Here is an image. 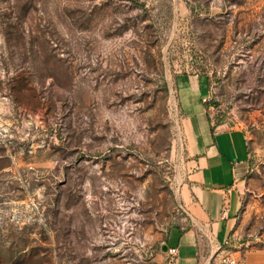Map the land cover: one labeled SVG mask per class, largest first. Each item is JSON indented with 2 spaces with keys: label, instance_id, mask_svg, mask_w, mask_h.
Wrapping results in <instances>:
<instances>
[{
  "label": "rangeland",
  "instance_id": "374dc122",
  "mask_svg": "<svg viewBox=\"0 0 264 264\" xmlns=\"http://www.w3.org/2000/svg\"><path fill=\"white\" fill-rule=\"evenodd\" d=\"M193 82L250 153L211 264H264V0H0V264H170Z\"/></svg>",
  "mask_w": 264,
  "mask_h": 264
},
{
  "label": "crops",
  "instance_id": "0c3cea01",
  "mask_svg": "<svg viewBox=\"0 0 264 264\" xmlns=\"http://www.w3.org/2000/svg\"><path fill=\"white\" fill-rule=\"evenodd\" d=\"M179 93L180 133L187 154L179 187L183 222L171 229L167 246L178 247L175 264H211L213 248L233 239L243 210L249 146L241 129L215 124L200 101L198 83L183 86Z\"/></svg>",
  "mask_w": 264,
  "mask_h": 264
},
{
  "label": "built area",
  "instance_id": "2783aa9c",
  "mask_svg": "<svg viewBox=\"0 0 264 264\" xmlns=\"http://www.w3.org/2000/svg\"><path fill=\"white\" fill-rule=\"evenodd\" d=\"M202 102L206 104V109L208 112L214 109V107L210 104L209 97H203ZM221 248H222V244L220 243L217 246V249L220 250ZM167 252H168L170 264H175L178 257V247L176 246L169 247ZM218 264H238V259L230 252L225 251L220 254V257L218 259Z\"/></svg>",
  "mask_w": 264,
  "mask_h": 264
},
{
  "label": "water",
  "instance_id": "95a60500",
  "mask_svg": "<svg viewBox=\"0 0 264 264\" xmlns=\"http://www.w3.org/2000/svg\"><path fill=\"white\" fill-rule=\"evenodd\" d=\"M164 249L167 250V249H168V246L166 245V246L164 247Z\"/></svg>",
  "mask_w": 264,
  "mask_h": 264
}]
</instances>
